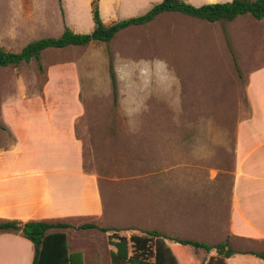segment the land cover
<instances>
[{"label": "rangeland", "instance_id": "obj_1", "mask_svg": "<svg viewBox=\"0 0 264 264\" xmlns=\"http://www.w3.org/2000/svg\"><path fill=\"white\" fill-rule=\"evenodd\" d=\"M119 1L0 0V46L17 53L31 41L58 37L65 25L75 33H90L92 2L105 26L146 13L135 8L140 0ZM244 18L259 26L240 16L231 31L240 33ZM209 24L163 13L146 25L118 32L109 43L45 50L42 74L34 61L0 68V122L14 126L20 118L46 117L74 121L83 171L97 180L102 194V218H113L118 225L135 223V218H211L214 234L183 225L179 235L208 244L223 241L238 159L234 138L248 111L245 80L226 23ZM214 29L220 30L218 36ZM245 34L242 50L260 51L256 32L246 27ZM23 108L27 113L19 116ZM9 129L15 137L23 134V128ZM7 141L13 142L12 135L0 133V145ZM152 202L156 212L142 214L138 207L146 211ZM139 225L151 227L147 221ZM123 231L117 235H142L132 228ZM159 232L178 235L162 228ZM232 245L259 247L239 239ZM110 249L104 246L95 255L101 264H110ZM192 252L187 264L204 259Z\"/></svg>", "mask_w": 264, "mask_h": 264}, {"label": "crops", "instance_id": "obj_2", "mask_svg": "<svg viewBox=\"0 0 264 264\" xmlns=\"http://www.w3.org/2000/svg\"><path fill=\"white\" fill-rule=\"evenodd\" d=\"M161 1L140 0L135 8L147 12ZM183 1L199 7L232 0ZM119 2L122 5L125 0ZM130 8L129 13L133 10L132 6ZM234 21L235 19L227 22L224 28L236 61L239 63L240 74L245 80L244 97L248 113L237 124L234 153L238 159L232 172L230 210L222 228L223 241L218 243L228 239L231 249L236 252L226 259V264H264L262 259L246 253L264 252V18L255 20L258 21V28L253 26L248 18L242 19L238 25L240 33L235 31L236 28L231 31L235 26ZM216 23L218 22L209 25ZM246 27L256 32L258 41L262 43L260 51L256 53L242 50ZM213 31L217 36L220 33V30ZM220 43L223 45L221 40ZM26 113L27 110L23 108L19 116ZM15 121L19 124L7 126L0 122V133L9 132L13 137L12 143L7 141L0 145V220L59 221L71 225H73L72 220H78L80 223L77 225L94 223L99 227L117 230V234L124 232L125 228H132V231L141 234L152 230L159 232L162 228L165 231L178 232L176 237L163 234L166 237L186 240L192 239L179 235L181 230H185L183 225L195 226L200 232L214 234L211 218H135V223L126 225L116 224L113 218H102L105 214L102 194L97 180L83 171L74 121L65 124L63 120H54V117L20 118ZM9 126L23 128L22 136L15 137ZM23 140L27 143L23 144ZM10 146L16 150L10 149L12 148ZM187 198L190 200V197ZM187 198L184 201H187ZM138 208L142 214L152 215L156 212L157 206L152 202L147 206L146 211L145 208ZM169 211L167 206L165 212L169 213L168 216H170ZM140 221L149 222L151 227L139 225ZM204 223L207 224L204 226ZM64 233L68 252L73 259L71 264H101L100 257L96 258L95 255L99 254L104 246L111 248L109 257L110 252L114 251V247L106 242L113 231L70 232L67 229ZM237 239L259 247L236 249L232 244ZM168 241L170 240H166L167 244L171 246L177 245ZM218 243L205 244L213 246ZM192 249L198 255L204 256L198 264L217 256L215 250L205 253L191 247L188 249V255L193 253ZM33 257V245L20 233L0 234V264H32Z\"/></svg>", "mask_w": 264, "mask_h": 264}, {"label": "trees", "instance_id": "obj_3", "mask_svg": "<svg viewBox=\"0 0 264 264\" xmlns=\"http://www.w3.org/2000/svg\"><path fill=\"white\" fill-rule=\"evenodd\" d=\"M61 0H59L60 2ZM91 18L93 28L90 33H75L66 25L62 33L54 38L47 37L29 42L19 52L14 53L0 46V68L17 67L21 64L36 63L39 74L43 73L40 62L41 53L48 49H64L67 47H86L93 43H109L116 34L133 26H143L152 22L160 14L168 12L181 13L208 23H227L237 16L250 15L255 20L264 18V0H232L227 3L205 4L199 7L192 6L183 0H162L143 15L130 17L105 26L100 18L97 4L91 3ZM110 79L114 100L117 99L116 79L110 66ZM98 230L106 233L108 242L114 247L110 252V264H187L188 249L194 248L209 253L215 250L217 256L211 257L202 264H226V259L236 252L231 249L228 239L216 245L202 242L168 238L162 233L152 230L142 235H131L128 239L118 236L117 230L99 227L94 223H85L77 226L44 220H0V234L20 233L34 248L32 264H71L73 259L68 252L66 234L67 229ZM166 240L177 245L171 246ZM264 261V252H246Z\"/></svg>", "mask_w": 264, "mask_h": 264}]
</instances>
